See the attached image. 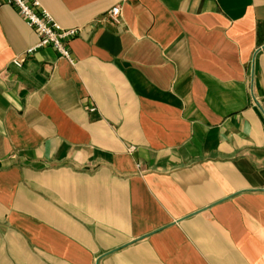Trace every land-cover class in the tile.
<instances>
[{
    "label": "crops",
    "instance_id": "crops-1",
    "mask_svg": "<svg viewBox=\"0 0 264 264\" xmlns=\"http://www.w3.org/2000/svg\"><path fill=\"white\" fill-rule=\"evenodd\" d=\"M41 3L75 64L0 6V264H264V0Z\"/></svg>",
    "mask_w": 264,
    "mask_h": 264
},
{
    "label": "built area",
    "instance_id": "built-area-1",
    "mask_svg": "<svg viewBox=\"0 0 264 264\" xmlns=\"http://www.w3.org/2000/svg\"><path fill=\"white\" fill-rule=\"evenodd\" d=\"M4 4L14 5L25 18L26 22L35 29L39 36L38 43L29 48L30 54L38 48L52 47L61 57L75 64L68 42L77 35V29H64L58 24L51 14L42 6L41 0H0V6ZM109 17L118 21L121 16V7L114 6L108 12ZM23 60L17 59L14 63L21 66Z\"/></svg>",
    "mask_w": 264,
    "mask_h": 264
}]
</instances>
